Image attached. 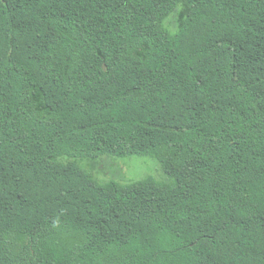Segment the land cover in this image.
<instances>
[{"label":"trees","instance_id":"1","mask_svg":"<svg viewBox=\"0 0 264 264\" xmlns=\"http://www.w3.org/2000/svg\"><path fill=\"white\" fill-rule=\"evenodd\" d=\"M0 264H264V0H0Z\"/></svg>","mask_w":264,"mask_h":264},{"label":"rangeland","instance_id":"2","mask_svg":"<svg viewBox=\"0 0 264 264\" xmlns=\"http://www.w3.org/2000/svg\"><path fill=\"white\" fill-rule=\"evenodd\" d=\"M167 26L172 31L176 30L177 14L171 15L167 20ZM81 164L100 180L117 179L128 182L147 176H154L158 179L163 177L158 161L151 157L137 155L126 158L103 156L98 159H85Z\"/></svg>","mask_w":264,"mask_h":264}]
</instances>
